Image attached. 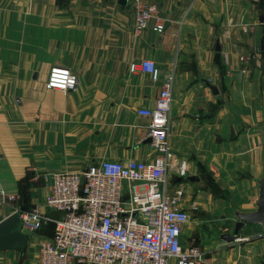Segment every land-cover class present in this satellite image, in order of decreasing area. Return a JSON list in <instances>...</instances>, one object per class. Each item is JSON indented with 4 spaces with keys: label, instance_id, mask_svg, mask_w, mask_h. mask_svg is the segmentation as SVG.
Wrapping results in <instances>:
<instances>
[{
    "label": "crops",
    "instance_id": "crops-1",
    "mask_svg": "<svg viewBox=\"0 0 264 264\" xmlns=\"http://www.w3.org/2000/svg\"><path fill=\"white\" fill-rule=\"evenodd\" d=\"M143 1L159 7L162 33L136 30L128 0H0V183L16 195L0 206V219L36 204L59 216L43 204L55 172L153 157L150 118L137 109L155 104L160 83L129 69L141 59L175 70L172 161L186 158L187 176L198 175L177 180L170 167V182L185 190L181 206L206 210L225 197L234 212L255 208L264 152V0ZM54 64L75 70L74 88L46 87ZM210 176L222 191L206 186ZM53 227L42 220L24 248L0 250V264H36L37 242ZM190 238L208 264H222L226 248L216 260Z\"/></svg>",
    "mask_w": 264,
    "mask_h": 264
},
{
    "label": "built area",
    "instance_id": "built-area-1",
    "mask_svg": "<svg viewBox=\"0 0 264 264\" xmlns=\"http://www.w3.org/2000/svg\"><path fill=\"white\" fill-rule=\"evenodd\" d=\"M135 12V29L165 28L159 7L143 0H128ZM131 71L145 70L160 83L155 104L137 109L149 116L150 160L103 159L81 170L53 174L43 204L58 211L52 217L36 204L20 213L22 229H36L42 220H53V231L37 242V264H208L205 251L194 242L184 243L183 226L189 212L181 206L185 193L181 183L170 182L169 169L183 178L188 160H173L169 142V112L174 68L161 69L151 59L130 64ZM78 75L69 66L49 68L46 87L74 88ZM126 182V188L124 185ZM16 198L0 183V206ZM14 210V211H15Z\"/></svg>",
    "mask_w": 264,
    "mask_h": 264
},
{
    "label": "rangeland",
    "instance_id": "rangeland-1",
    "mask_svg": "<svg viewBox=\"0 0 264 264\" xmlns=\"http://www.w3.org/2000/svg\"><path fill=\"white\" fill-rule=\"evenodd\" d=\"M209 179L206 186L208 185L215 193L222 191L223 188L213 176H210ZM124 185L126 188V182ZM220 199L212 203L206 210H199L195 207L188 210L189 220L185 226L187 235L185 242L188 243L189 238L193 235L197 236L200 245L204 246L209 254L211 251L216 253V260L220 258V253L217 252L222 247L226 248L225 254L221 253L225 258L222 264H225L226 261L227 264H264V230L260 223H245L238 233L240 237H243L241 240L227 241L220 236L222 233L232 234L237 219L230 201L225 197ZM190 239L194 241V238ZM231 247H237L239 253L233 252Z\"/></svg>",
    "mask_w": 264,
    "mask_h": 264
},
{
    "label": "water",
    "instance_id": "water-1",
    "mask_svg": "<svg viewBox=\"0 0 264 264\" xmlns=\"http://www.w3.org/2000/svg\"><path fill=\"white\" fill-rule=\"evenodd\" d=\"M60 2H70V0H58ZM127 0H118L120 3H125ZM263 19V14L259 15ZM216 49H220L218 40L216 41ZM206 84L213 90L217 91L214 84L205 80ZM262 170L260 176L257 178L258 194L255 199V208L250 210H236L234 213L237 217L233 233H222L220 236L225 240H233L245 223H260L264 230V152L262 154ZM187 179H198V175H188ZM177 180H181L180 177ZM30 229H22V222L19 211L15 210L0 219V250L24 248L27 244V235Z\"/></svg>",
    "mask_w": 264,
    "mask_h": 264
}]
</instances>
